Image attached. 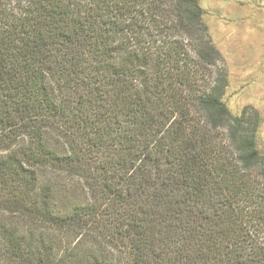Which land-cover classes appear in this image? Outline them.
<instances>
[{
	"label": "trees",
	"instance_id": "obj_1",
	"mask_svg": "<svg viewBox=\"0 0 264 264\" xmlns=\"http://www.w3.org/2000/svg\"><path fill=\"white\" fill-rule=\"evenodd\" d=\"M221 57L199 0H0V264H264Z\"/></svg>",
	"mask_w": 264,
	"mask_h": 264
},
{
	"label": "rangeland",
	"instance_id": "obj_2",
	"mask_svg": "<svg viewBox=\"0 0 264 264\" xmlns=\"http://www.w3.org/2000/svg\"><path fill=\"white\" fill-rule=\"evenodd\" d=\"M204 20L227 71L224 100L234 114L260 115L258 144L264 150V0H199Z\"/></svg>",
	"mask_w": 264,
	"mask_h": 264
}]
</instances>
